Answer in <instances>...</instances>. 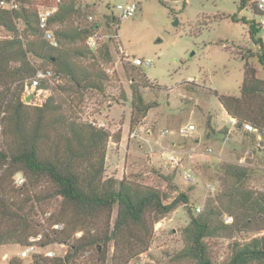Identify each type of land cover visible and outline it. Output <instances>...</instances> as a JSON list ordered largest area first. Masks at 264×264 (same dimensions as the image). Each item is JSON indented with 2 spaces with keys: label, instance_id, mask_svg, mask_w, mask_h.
<instances>
[{
  "label": "trees",
  "instance_id": "trees-1",
  "mask_svg": "<svg viewBox=\"0 0 264 264\" xmlns=\"http://www.w3.org/2000/svg\"><path fill=\"white\" fill-rule=\"evenodd\" d=\"M247 1L240 0L239 10L247 7ZM252 4L253 14L263 15ZM43 5L56 8L48 26L60 38L57 48L43 38L39 24V7ZM71 9L73 6L61 0H20L16 10L0 7V27L7 31L0 39V134L6 137L0 142V245L24 246L31 236L43 233L42 223L32 212L37 204L57 197L61 206L54 222L63 221L66 226L54 231L45 243H66L69 251L64 257L41 255L29 264H78L88 250L91 256L87 264H130L150 247L154 224L184 205L189 222L182 231L184 247L177 258L192 264H218L210 253L208 238L264 230V191L248 186L251 168L225 163L216 197L199 214L192 212L189 194L177 187L176 196L169 201L170 197L155 187L138 185L125 177L106 178L108 143H119L122 130L112 133L70 112L85 92L103 91L108 78L96 61L91 63L90 59L97 60V56H89L92 52L86 43L99 24L67 30L63 26ZM108 18L113 21L115 17ZM232 18L248 24L250 37L261 47L259 59L264 64V40L255 19ZM56 24L60 27H53ZM100 53L104 59L113 58L108 47ZM86 58L91 62L85 65ZM39 70H52L55 78L66 82L57 85L63 94L33 106L23 96L27 82ZM47 82L43 79L41 85L45 87ZM146 86L145 80L132 79L131 129L159 104L146 100L141 89ZM213 94L227 113L238 119L237 128L249 123L263 135L258 148L264 152V79L258 77L255 66L244 62L239 95L219 94L215 89ZM18 175L25 179L16 188L11 183ZM225 214L234 216V221L226 223ZM79 230L83 235L75 238ZM12 263L23 264L21 260ZM221 264H264V236L233 242L229 257Z\"/></svg>",
  "mask_w": 264,
  "mask_h": 264
},
{
  "label": "rangeland",
  "instance_id": "rangeland-1",
  "mask_svg": "<svg viewBox=\"0 0 264 264\" xmlns=\"http://www.w3.org/2000/svg\"><path fill=\"white\" fill-rule=\"evenodd\" d=\"M61 1L74 8L63 26L67 30L78 25L99 24L95 32L97 47L88 46L92 52L89 56L94 54L97 60L90 59L91 62L86 58L83 63L96 61L106 71L105 88L85 92L82 101L78 99L70 112L97 126L104 123L99 127L112 133L122 130L119 143L113 140L108 143L106 178L125 177L135 184L155 187L168 195L169 201L176 196L177 187L189 194V206L194 214L201 213L206 203L216 197L221 168L227 162L251 168L248 186L264 191V152L258 148L260 133L249 131L244 125L240 130L229 132L224 127L228 125L227 112L213 94L215 89L219 94L239 95L247 60L264 79L260 45L250 37L248 24L232 18L236 15L238 19L242 16L255 19L261 28L259 36L264 40L261 22L264 15L253 14L251 0L243 10H239L240 0H129L139 2V10L134 16L121 20L116 5L124 0ZM42 7L46 6H40L39 10ZM108 16L115 18L112 21ZM19 26L23 28V24L19 23ZM53 27H60V24ZM6 34L7 31L0 27V39ZM106 47L111 51L112 59L101 57L100 50L104 52ZM137 57L150 60L151 64L136 65L133 59ZM133 78L140 82L145 80L148 86L141 89L146 100L159 103L136 125L141 129V136L137 138L130 137ZM65 82L59 78L48 81L45 87L50 88L51 94L45 101L63 94L57 90V85ZM28 95L32 92L25 90L24 101L39 106L33 97L26 101ZM189 124H194L195 130L182 134L181 129ZM166 128L170 134L163 136L162 131ZM5 141L6 137L1 133L0 142ZM169 150L178 152V164L168 162L165 153ZM187 168L193 171L192 182L184 176ZM11 184L16 188L20 186L15 180ZM209 185L215 186V190ZM60 206L61 200L53 197L37 204L32 212L42 223L45 241L51 236L46 228L57 221ZM197 206L201 211L196 210ZM46 212L51 214L47 216ZM226 215L230 214H225L223 219ZM59 222L66 226L65 222ZM188 222L189 213L184 205L166 214L154 224L148 250L132 259L130 264H192L180 261L176 256L184 247L182 231ZM257 235L261 234L235 231L233 237L208 238L213 260L221 264L229 257L233 242L245 243ZM20 247L18 243L0 245V264H13L12 261L18 260L23 264L31 263L28 258L17 257ZM112 252L111 243L109 259Z\"/></svg>",
  "mask_w": 264,
  "mask_h": 264
},
{
  "label": "built area",
  "instance_id": "built-area-1",
  "mask_svg": "<svg viewBox=\"0 0 264 264\" xmlns=\"http://www.w3.org/2000/svg\"><path fill=\"white\" fill-rule=\"evenodd\" d=\"M252 2L255 4L257 10L264 15V0H252ZM0 7L5 8L8 10H16L20 7V0H0ZM116 9L118 12L119 18H128L132 17L135 14H137L139 10V2L137 1H129V0H124L121 3H118L116 5ZM56 11V8H48V7H42V9L39 10V24L40 27L43 30V38L54 48H57L60 46V41L53 32L52 29L49 28L48 26V20L49 17ZM262 24H264V18L262 19ZM97 33H94L90 35L87 38V44L90 48H95L97 47ZM133 63L136 65H142L146 64L149 65L151 64L150 60L144 61L140 58H134ZM54 77V73L52 70H39L37 74L30 79L27 82V85L25 87V90L27 93L32 92V97L35 99V104L37 105H42L43 102L49 97L51 94V90L49 87H44L41 85V81L43 79L50 81ZM230 122L233 125L238 124V119L233 117L230 118ZM104 123H99V126H104ZM244 127L252 132H257V130L249 123H245ZM196 126L194 124H189L184 126L181 129L182 134H187L195 130ZM170 134V130L168 128L163 129L162 135L166 136ZM141 136V129L139 126H136L130 130V137L132 138H137ZM258 139H262V136L259 134ZM261 147V146H260ZM264 147V145H263ZM151 151V150H150ZM154 151V149H152ZM151 151V152H152ZM166 158L169 163L171 164H178L180 161V157L178 155V152L175 150H169L165 153ZM184 176L186 179L189 181L194 180V174L191 168H187L184 170ZM16 183L18 185H22L24 183V178H16ZM213 190H215V186L209 185ZM197 211H201V207L197 206L196 207ZM51 213L47 212L46 215L49 216ZM224 221L226 223H232L234 221V217L231 215H226ZM44 222V221H43ZM65 227L64 223L62 222H54L50 225V227H47L46 229L52 233L54 231H61ZM259 234L260 236H264V230H262ZM83 235V231H76L74 234L75 238H81ZM53 236V235H52ZM69 251V245L66 243H58L54 242L53 245L50 243H45V237L43 233H39L37 235H33L29 238V242L20 247V251L17 254V257L20 259H30L31 262L38 256H45L47 258H56V257H64L67 255ZM91 256V251H86L84 255L80 258L78 264H87L88 260H90Z\"/></svg>",
  "mask_w": 264,
  "mask_h": 264
},
{
  "label": "crops",
  "instance_id": "crops-1",
  "mask_svg": "<svg viewBox=\"0 0 264 264\" xmlns=\"http://www.w3.org/2000/svg\"><path fill=\"white\" fill-rule=\"evenodd\" d=\"M259 77V76H258ZM223 106V105H222ZM226 111V110H225ZM227 112V111H226ZM227 116H228V119H227V124L228 125H224V127L226 128H228V130H229V132H232V130H240L239 128H237V126L236 125H233L231 122H230V118H232V116L231 115H229L228 113H227Z\"/></svg>",
  "mask_w": 264,
  "mask_h": 264
},
{
  "label": "water",
  "instance_id": "water-1",
  "mask_svg": "<svg viewBox=\"0 0 264 264\" xmlns=\"http://www.w3.org/2000/svg\"><path fill=\"white\" fill-rule=\"evenodd\" d=\"M177 24H178V19H177L176 22H175V25H177ZM31 97H32V95H28V96L26 97V101H29Z\"/></svg>",
  "mask_w": 264,
  "mask_h": 264
}]
</instances>
